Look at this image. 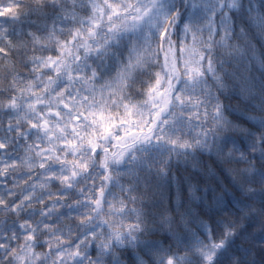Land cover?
Instances as JSON below:
<instances>
[{"label": "snow or ice", "instance_id": "snow-or-ice-1", "mask_svg": "<svg viewBox=\"0 0 264 264\" xmlns=\"http://www.w3.org/2000/svg\"><path fill=\"white\" fill-rule=\"evenodd\" d=\"M256 39L264 0H0V264H264ZM200 155L227 183L151 219Z\"/></svg>", "mask_w": 264, "mask_h": 264}, {"label": "trees", "instance_id": "trees-1", "mask_svg": "<svg viewBox=\"0 0 264 264\" xmlns=\"http://www.w3.org/2000/svg\"><path fill=\"white\" fill-rule=\"evenodd\" d=\"M27 27V25H25ZM243 43V41H239ZM256 55L264 54V42L259 39L254 40ZM258 67V65L256 66ZM23 71V69H20ZM253 74L259 77V72L253 68ZM225 104L243 111L247 105L238 98L229 97ZM221 166L213 157L200 155L197 160H187L180 163H173L170 176L167 182L159 186H153L145 201V211L149 213L151 219L155 220L165 210L173 208L177 202L185 205L189 203L188 185L192 184L198 189L216 188L221 182L227 183V177ZM202 196V191L195 193ZM162 238V237H161Z\"/></svg>", "mask_w": 264, "mask_h": 264}]
</instances>
